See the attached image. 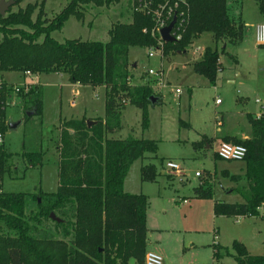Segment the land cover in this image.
Instances as JSON below:
<instances>
[{
  "label": "trees",
  "instance_id": "trees-1",
  "mask_svg": "<svg viewBox=\"0 0 264 264\" xmlns=\"http://www.w3.org/2000/svg\"><path fill=\"white\" fill-rule=\"evenodd\" d=\"M18 6L23 0H14ZM124 0H70L53 18L44 13L46 0L27 4L17 12L0 16V78L3 74L30 71L41 74L58 73L68 76L72 84L104 87V118L93 124L86 120H65L61 124L57 144L58 187L54 193L40 192L36 208L27 212L25 193H0V264H127L133 259L143 264L147 247L145 195H131L123 190L130 165L146 155H156L157 143L129 136L123 140L107 135L121 130V113L128 105L142 112V125L147 126V108L156 93L149 85L129 86L133 64L129 63L130 48L155 45L156 38L144 28L153 27L150 17L131 14L129 23H116L108 31L109 41L89 42L51 37L63 28L70 17L82 19L80 7L118 4ZM188 19L181 40L164 45V55L186 53L187 47L203 34H210L214 48L205 47L200 60L194 62L196 74L215 84L219 59L227 54V44L237 46L243 39L244 25L229 14L228 0H187ZM264 16V0H255ZM35 19L33 16L35 12ZM40 40V41H39ZM220 45V47H219ZM219 47V48H218ZM232 57V56H231ZM24 96V95H23ZM29 105L24 115L26 126L21 144V158L34 167L42 162L37 147L40 131L30 128L33 117L41 118L42 93L39 87L26 95ZM250 137L244 140L226 138L227 143L240 144L247 150L244 173L222 176L236 187L230 192L240 195L243 203L214 201L215 217H261L264 209V114L260 120L247 115ZM8 126L0 124L5 134ZM11 153L0 147V177L7 171ZM214 158L220 160L215 154ZM222 161V160H220ZM142 182H154L160 175L153 164L141 167ZM244 180L246 185H241ZM202 200L213 198V184L206 182L193 189ZM53 213L59 222L51 220ZM50 227L45 228L44 226ZM213 259L218 258V246L212 247ZM236 264H264V256L250 255L240 243L233 244Z\"/></svg>",
  "mask_w": 264,
  "mask_h": 264
},
{
  "label": "rangeland",
  "instance_id": "rangeland-1",
  "mask_svg": "<svg viewBox=\"0 0 264 264\" xmlns=\"http://www.w3.org/2000/svg\"><path fill=\"white\" fill-rule=\"evenodd\" d=\"M69 1L46 0L45 17L53 18ZM40 2L41 0H23L18 6H11L7 13L17 12L27 4ZM227 4L230 16L233 17L236 10L235 14L240 13L247 26L244 28L241 46L227 44L228 55L220 56L222 69L221 64L219 69L222 72L217 76L218 84L216 83L215 88L204 77L196 74L193 68L194 62L201 58L197 54L193 55L197 46L214 48L210 34H203L195 39L185 54H170V59L165 58L162 62L157 56L148 58L145 48L129 50V63L133 64L130 70L131 84H141L148 69H156L163 63L171 88H179L181 91L179 96L169 93L168 90L163 91L162 102L147 108L145 128L142 125L141 110L128 105L122 113V129L118 134L122 139L130 135L157 143L156 155H146L147 159H137L130 165L124 187L128 191L139 193L140 186H143L140 183L141 166H156L160 174L157 183L144 185L143 188L148 194L147 238L150 244H147V251L159 254L162 264H236L234 243L242 244L250 255L264 256V219L224 216L215 218L212 213L214 201L243 203L240 195L230 192L236 184L223 177L222 172L243 176L244 163L225 162L214 158V150L221 141V132L233 123V127L240 130L242 135L249 136L247 115L252 114L254 118L262 108L264 113V47H258L255 43L252 28L260 20L258 8L255 0H228ZM132 6L133 0L102 7L82 5V19L70 17L63 28L53 32L51 37L60 43L65 40L106 43L109 41L108 31L113 25L131 21ZM36 14L37 11L33 19ZM39 76L42 121L39 117H33L29 125L30 128L36 125L40 131L37 147L44 157L41 164L34 167L21 158V144L26 126L20 125L16 131L6 134L4 144L9 147L7 151L11 153V157L7 163V171L0 177L3 192L27 194V212L35 210V198L40 192L51 194L57 189L56 155L50 139L54 136V127L59 124V120L81 118L84 111L87 115L101 116L104 111L103 96L91 99L94 92L87 87L77 89V94L68 82L67 75L49 73ZM6 77L15 81L19 79L17 73ZM241 97L245 103L238 101ZM216 99L220 100V105L215 104ZM20 111L19 105L9 107L7 115L17 121ZM222 114L225 128L218 117ZM205 138H208L207 144L211 145L208 148L203 142ZM167 160L179 164L185 179L180 181L174 175L162 173ZM196 171L202 172L200 178L194 176ZM206 182L213 184V198H196L193 189ZM241 185H246L244 180ZM183 200L188 203L183 204ZM260 210L262 215L264 209ZM0 232L14 235L4 228ZM214 232H217L216 242L220 245L221 257L218 259H213Z\"/></svg>",
  "mask_w": 264,
  "mask_h": 264
},
{
  "label": "built area",
  "instance_id": "built-area-1",
  "mask_svg": "<svg viewBox=\"0 0 264 264\" xmlns=\"http://www.w3.org/2000/svg\"><path fill=\"white\" fill-rule=\"evenodd\" d=\"M133 11L146 15L153 21V27L150 29L144 28L142 32L144 34L149 33L152 37L156 38L155 45L147 47V57L154 58L157 56L162 62L165 59L164 55V45L167 44L161 38L160 31L166 28L173 20H175L174 25L170 31V35L174 39L172 43L181 40L182 34L184 32L185 24L188 19L189 5L187 0H133ZM255 41L258 45L264 46V22L259 24L255 30ZM188 48V47H187ZM204 47L197 46L193 55H199L202 57L204 52ZM200 60V59H198ZM197 60V61H198ZM23 77L29 81H24L21 84H9L0 78V124L5 125L4 113L9 107H14L16 102L15 98L20 95L26 96L28 92L37 86L36 75L32 74L30 71H25L22 73ZM131 80H128L129 86H139V85H149L152 90L158 94L160 92L168 90L169 93L179 96L181 91L179 88H171L169 81L166 79L164 70L162 68V63L156 69H148L146 76L142 80L141 84H131ZM174 100V99H173ZM123 105H127V100H122ZM216 104H220V100H215ZM263 110V108H262ZM262 110L254 116L255 120H260L262 117ZM4 144V135L0 132V147ZM215 155L222 161L225 162H242L246 156L247 150L244 146L240 144L226 143L222 142L218 145L214 151ZM162 173H167L178 177L181 181L185 179L184 171L179 166L178 163L173 161H166L164 165V170ZM202 172L196 171L194 176L200 178ZM3 192L1 181H0V193ZM186 203V200L183 201ZM218 235L214 232L213 235V245H217ZM143 264H162V258L159 254L153 251H147L144 256Z\"/></svg>",
  "mask_w": 264,
  "mask_h": 264
},
{
  "label": "crops",
  "instance_id": "crops-1",
  "mask_svg": "<svg viewBox=\"0 0 264 264\" xmlns=\"http://www.w3.org/2000/svg\"><path fill=\"white\" fill-rule=\"evenodd\" d=\"M232 1V0H231ZM255 4H256V6H257V8H258V5H257V3H256V1H255ZM240 8H241V5H240ZM233 6H232V8H231V11H233ZM259 11V10H258ZM235 12H236V10H235ZM235 12H233V19H235L236 21H241L242 22V24L244 25V28H245V26H247V23H246V25L244 24V22H243V20L241 19V16H240V13L239 14H235ZM230 14V13H229ZM263 17L264 16H262L261 14H260V12H259V18H260V20L258 21V22H256L255 24H254V26L252 27V28H254V33H253V35H254V38H255V30H256V27L259 25V24H261V23H263ZM245 30L243 29V37H244V32ZM242 41H243V39H242ZM241 41V42H242ZM241 42L237 45V46H241L240 44H241ZM255 43H256V41H255ZM257 44V43H256ZM257 46L258 47H264V46H261V45H258L257 44ZM146 49V48H145ZM176 54H178V55H181V54H185V53H176ZM232 58H234L233 56H232ZM170 58L168 57V60H169ZM233 61L234 62H237V60L234 58L233 59ZM196 62V61H195ZM219 62H220V59H219ZM220 64H221V62H220ZM162 68H163V70H165L164 69V67H163V63H162ZM221 69H222V64H221ZM221 69H219V71H218V73H217V76H218V74L219 73H221L222 72V70ZM14 72H9V73H5V74H3V79H4V81L6 82V83H9V84H21L22 82H24V81H29L28 79H26V78H24L23 77V75L21 74V73H17L18 74V76H19V79L18 80H13V79H10V78H7L6 77V75H10V74H13ZM54 74H57V75H64V74H58V73H54ZM164 74H165V71H164ZM36 77V76H35ZM165 77H166V74H165ZM132 79V78H131ZM166 79H167V77H166ZM39 80H40V76H38V78H36V83H38L37 84V86L36 87H39ZM67 80H68V76H67ZM168 80V79H167ZM169 81V80H168ZM217 81H218V77L216 78V81H215V84L214 85H212L214 88H215V85H216V83H217ZM68 82H69V80H68ZM70 83V82H69ZM232 83V82H231ZM71 85H72V87H74L75 88V91H77V94H78V90L77 89H80V88H90L93 92H94V94L91 96V99H99V97L100 96H103V98H104V101H103V106H104V104H105V89H104V87H97V88H91V87H89V86H81V85H79V84H72V83H70ZM218 84V83H217ZM189 92L191 93L192 92V90H189ZM181 94V93H180ZM162 100H163V93L162 92H160V93H158V94H156L155 95V98L152 100V102H151V105L150 106H156V105H159L161 102H162ZM27 101H28V99H27V97L26 96H22V95H20V96H18L17 98H15V102L16 103H18L17 105L15 104V106L14 107H16V106H18L19 105V107H20V117H19V119L17 120V121H14L13 120V118H11V117H8V115H7V110L5 111V113L3 114L4 115V119H5V125L6 126H8V129H7V131L5 132V134H3L4 135V143H5V137H6V134H8V132L9 131H16L17 129H18V127H20V125L22 126L23 125V122H24V115H27V113H29V112H27L26 113V108H27ZM238 101H240L241 103H245V100H244V98H240V99H238ZM216 104V103H215ZM220 104H221V102H220ZM220 104H216V105H220ZM126 106V108H127V106H128V104L127 105H125ZM126 108H125V110H126ZM125 110H123L122 111V113L125 111ZM104 111H105V109H104ZM104 111H103V115H101V116H98V115H96V116H93V114H89V115H87V112L86 111H84V113H83V115L81 116V118H78V119H68V120H80V119H85L86 120V122H92V123H90V124H93L94 122H95V120L96 119H99V118H104ZM122 113H121V116H122ZM249 115H251L252 116V114H249ZM218 117H220V119L222 120V123H221V125L224 127L225 126V118H224V116H223V114L220 116V115H218ZM65 120H67V119H60L59 120V124L57 125V126H55L54 127V131H55V133H54V136H53V138H51L50 139V141H51V143H52V147H53V149H54V152H55V155H56V165H57V177H58V162H59V157H58V153H57V144H58V142H59V137H60V131H61V124H62V122L63 121H65ZM120 120H121V118H120ZM41 121H42V118H41ZM18 122H21L20 124H18ZM16 124H18V125H16ZM15 125H16V127H15ZM14 126V127H13ZM187 126H188V124H187ZM250 126V125H249ZM225 128V127H224ZM121 129H122V125H121ZM121 130H119V131H116V132H114L113 134H110V135H107V137L108 138H110V139H120V140H123V139H125V138H119V132H120ZM250 131H251V129H250ZM221 136H220V143H222V142H225L224 140L226 139V138H235V139H238V140H244V139H248L249 137H250V134H249V136L248 135H242L241 134V131L239 130H237V129H235L234 127H233V123H231V125L229 126V127H227V128H225V131H222L221 132ZM130 136V135H129ZM128 136V137H129ZM127 138V137H126ZM210 140V139H209ZM213 140V139H212ZM207 141H208V138H205L204 140H203V142L205 143V144H207ZM219 143V144H220ZM208 146H207V148L208 147H210L211 145L210 144H207ZM4 147H5V150H7V149H9V147H7L6 146V144H4ZM215 151V150H214ZM215 154V153H214ZM44 157V156H43ZM167 161H172V160H167ZM174 162V161H173ZM177 163V162H176ZM154 165V164H153ZM144 166V165H143ZM142 167V166H141ZM140 170H141V168H140ZM129 172V171H128ZM128 175V174H127ZM161 175H163L162 173H161ZM127 177V176H126ZM166 178V177H165ZM126 179V178H125ZM157 180H158V178H156V181H154V182H142V180H141V173H140V183L143 185L142 187L140 186V191H139V193H135V192H131V191H128V190H126L125 189V183H124V185H123V190H124V192L125 193H128V194H131V195H139V194H143V195H145L146 197H147V199H148V194H147V191H145L144 190V185H147V184H154V183H157ZM125 181V180H124ZM58 187V186H57ZM57 190V189H56ZM43 193V192H42ZM45 194H47V193H45ZM184 201V200H183ZM182 201V203L183 204H187L188 202H186V203H184ZM214 203V202H213ZM189 211H191V208H190V210ZM261 211V210H260ZM212 213H213V204H212ZM213 216H214V214H213ZM215 217V216H214ZM216 218V217H215ZM238 218H240V217H238ZM237 218V219H238ZM56 222V221H55ZM147 226H148V209H147V212H146V228H147ZM45 228H48V227H50L49 225H46V226H44ZM49 229V228H48ZM147 234H148V229H147ZM146 237H147V235H146ZM147 244H150V241L148 240V238H147ZM217 246H218V248H219V255H218V258H220L221 257V254H220V245L218 244V242H217ZM212 247H213V244H212ZM146 251H147V247H146ZM218 258H216V259H218ZM127 264H137L133 259H130V260H128V262H127Z\"/></svg>",
  "mask_w": 264,
  "mask_h": 264
},
{
  "label": "water",
  "instance_id": "water-1",
  "mask_svg": "<svg viewBox=\"0 0 264 264\" xmlns=\"http://www.w3.org/2000/svg\"><path fill=\"white\" fill-rule=\"evenodd\" d=\"M14 5H15L14 0H8V1L0 0V16L4 17L6 15V13L8 12L9 8L11 6H14ZM174 22H175V20H173L166 28H164L160 31L161 38L166 43H172L174 41V39L170 35V31L174 25ZM27 116L28 117L31 116V113H27ZM20 123L21 122H18V124H20ZM88 123L90 124L92 122H88ZM18 124H16V125H18ZM16 125H15V127H16ZM50 218L53 221L59 222V219L56 218L53 213L50 214Z\"/></svg>",
  "mask_w": 264,
  "mask_h": 264
}]
</instances>
